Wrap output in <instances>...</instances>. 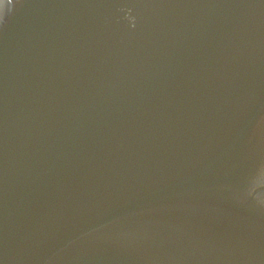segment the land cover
Listing matches in <instances>:
<instances>
[{
  "label": "water",
  "instance_id": "95a60500",
  "mask_svg": "<svg viewBox=\"0 0 264 264\" xmlns=\"http://www.w3.org/2000/svg\"><path fill=\"white\" fill-rule=\"evenodd\" d=\"M0 264H264V0H0Z\"/></svg>",
  "mask_w": 264,
  "mask_h": 264
}]
</instances>
